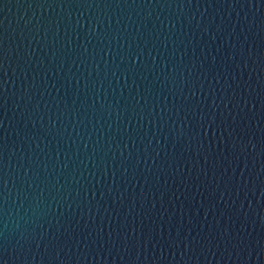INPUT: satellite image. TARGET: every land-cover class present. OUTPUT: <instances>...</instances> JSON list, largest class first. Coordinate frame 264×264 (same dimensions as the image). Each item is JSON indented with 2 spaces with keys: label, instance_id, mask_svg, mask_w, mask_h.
I'll use <instances>...</instances> for the list:
<instances>
[{
  "label": "water",
  "instance_id": "1",
  "mask_svg": "<svg viewBox=\"0 0 264 264\" xmlns=\"http://www.w3.org/2000/svg\"><path fill=\"white\" fill-rule=\"evenodd\" d=\"M0 264H264V0H0Z\"/></svg>",
  "mask_w": 264,
  "mask_h": 264
}]
</instances>
